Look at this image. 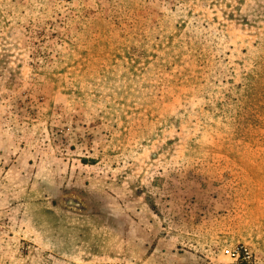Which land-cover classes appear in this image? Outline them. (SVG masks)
<instances>
[{"label":"rangeland","instance_id":"rangeland-1","mask_svg":"<svg viewBox=\"0 0 264 264\" xmlns=\"http://www.w3.org/2000/svg\"><path fill=\"white\" fill-rule=\"evenodd\" d=\"M0 264H264V0H0Z\"/></svg>","mask_w":264,"mask_h":264}]
</instances>
